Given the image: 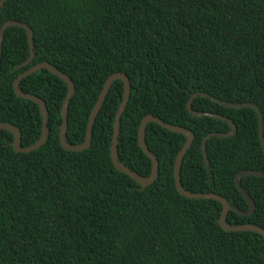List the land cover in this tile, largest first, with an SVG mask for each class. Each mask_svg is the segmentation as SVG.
<instances>
[{"label": "trees", "instance_id": "trees-1", "mask_svg": "<svg viewBox=\"0 0 264 264\" xmlns=\"http://www.w3.org/2000/svg\"><path fill=\"white\" fill-rule=\"evenodd\" d=\"M20 22L32 31L33 59L26 32L9 27L0 59V123L17 127L21 146L41 135L38 106L17 98L14 80L47 62L70 78L74 94L67 113L66 141L84 142L89 115L106 79L124 73L130 98L120 119L119 162L148 176L151 161L137 143L148 115L190 131L193 143L180 168L190 193H213L239 211L248 203L235 186L241 171L264 172L258 117L264 136V0H7L0 28ZM19 89L45 102L46 143L16 153L13 136L0 130V264H264V238L225 232L221 205L188 199L174 183L173 166L185 137L154 123L145 131L158 161L154 183L141 189L110 159L113 122L123 84H112L95 118L90 147L69 152L59 142L60 110L67 85L40 70ZM221 115L230 126L197 118L187 110ZM207 164L205 163V158ZM241 188L254 203L249 217L228 213L230 225L264 229V177L248 176Z\"/></svg>", "mask_w": 264, "mask_h": 264}, {"label": "water", "instance_id": "water-1", "mask_svg": "<svg viewBox=\"0 0 264 264\" xmlns=\"http://www.w3.org/2000/svg\"><path fill=\"white\" fill-rule=\"evenodd\" d=\"M7 0H0V9L3 7ZM9 27H18L23 29L26 32L27 35V40H28V45H29V50H30V57L27 59L26 62L22 64V66H26L31 63L34 53H33V41H32V31L31 29L20 22H15V21H7L3 23V25L0 28V59H1V45H2V40L5 31ZM40 70H46L49 73L57 76L59 79H61L66 85H67V93L65 96V99L62 103L61 110H60V118H61V124L59 127V142L62 148L66 151L69 152H82L90 147L91 144V138H92V129H93V124L95 122V118L97 117L105 99L106 96L109 92V89L111 88L112 84L116 81H120L123 84V96H122V101L117 109V112L114 117V122H113V133H112V139H111V146H110V159L115 167L116 170L119 172L123 173L124 175L128 176L131 180H133L137 185L141 187V189L146 188L147 186H150L154 183V181L157 178L158 175V161L155 158V156L148 150L146 143H145V131L146 127L149 123H154L157 124L158 126L166 129L169 132L176 133L183 135L185 137V143L183 144L182 148L178 152L174 166H173V175H174V183H175V188L177 192L188 199H194V200H199V199H205V200H214L218 202L222 209L219 217V227L225 231V232H253L258 235H260L262 238H264V229L256 226V225H251V224H245V225H230L227 223V216L230 211L243 216V217H249L253 214L254 212V203L251 200V198L248 196V194L241 188V179L248 177V176H253V177H264V172H259V171H241L239 172L234 179L235 186L239 193L244 197L246 202L248 203V211L243 212L239 211L233 207H231L228 203V201L213 193H190L187 192L183 189L181 186L180 182V168L182 165L183 158L189 148L191 147L193 143V135L190 131L186 130L185 128L179 127V126H174L168 123L163 122L157 117H154L152 115H148L144 117L139 125L138 128V133H137V143L141 151L144 153V155L150 159L151 161V172L148 176L144 177L141 176L131 170H129L126 166H124L121 162L118 160L117 156V145H118V138H119V133H120V119L122 117V114L124 112V109L128 103V100L130 98V82L127 78V76L124 73H114L110 75L106 81L104 82V85L102 87V90L99 94V97L95 103V105L92 108V111L89 115L87 126H86V132H85V139L84 142L80 145H70L66 141V133H67V113H68V106L70 99L72 98L74 94V84L70 80L68 76L65 74L59 72L57 69L52 67L49 63L47 62H42L39 64H36L23 73H21L13 82V91L16 95L17 98L24 99L27 101H31L35 103L38 108L39 112L41 115L42 119V128H41V135L39 139L31 146L29 147H22L21 146V132L20 130L10 124H4L0 123V130L1 131H7L13 136V142H12V148L16 153L20 154H26L30 153L34 150L39 149L42 145L46 143L47 136H48V111L47 107L45 105V102L38 98L35 95L29 94V93H23L19 89V83L22 79L32 75L33 73H36ZM216 101L217 104L226 107V108H232V109H242V108H250L256 111L257 117H258V126H259V137H260V143L262 147V152L264 154V136L262 132V118L260 112L257 110V108L249 103H239V104H232V103H226V102H221L218 100ZM191 101L188 102L187 104V110L188 112L197 118H212V119H217L220 121L226 122L230 126V131L226 134H218V135H207V137L204 138L202 142V152H205V146L207 140L212 137V136H217L220 138H228L232 137L235 132L236 128L233 122L221 115L218 114H212V113H203V112H195L191 109ZM205 158V163L207 164L206 157Z\"/></svg>", "mask_w": 264, "mask_h": 264}]
</instances>
